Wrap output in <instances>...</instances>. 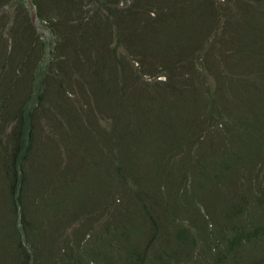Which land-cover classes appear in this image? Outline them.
<instances>
[{
  "label": "trees",
  "instance_id": "obj_1",
  "mask_svg": "<svg viewBox=\"0 0 264 264\" xmlns=\"http://www.w3.org/2000/svg\"><path fill=\"white\" fill-rule=\"evenodd\" d=\"M32 2L38 19L49 23L50 59L43 70L46 44L27 0H0V113L13 102L8 113L15 120L14 147L3 163L10 210L24 211L22 232L33 251L38 221L28 214L23 190L37 133L47 124L55 133H74L77 142L90 134L77 122L88 116L96 124L107 102L129 114L130 123L117 125L109 116L115 124L111 130L96 128V137L91 131L96 139L88 151H98L97 165L106 181H115L116 196L125 191L142 203L121 219L115 216L112 225L120 227L122 240L129 239L135 215L151 227V237L158 234L162 219L155 203L173 220L181 211L196 215V233L207 230L211 237L217 228L232 253L246 247L261 251L264 0H237L234 8L229 0ZM21 67L19 77L14 70ZM161 76L165 79H157ZM100 159L120 163L109 173ZM173 196L180 207L172 205ZM187 227L185 234L194 230L193 223ZM23 250L27 264L29 252ZM127 259L143 264L144 254L129 253ZM75 261L80 264L81 257Z\"/></svg>",
  "mask_w": 264,
  "mask_h": 264
},
{
  "label": "rangeland",
  "instance_id": "obj_2",
  "mask_svg": "<svg viewBox=\"0 0 264 264\" xmlns=\"http://www.w3.org/2000/svg\"><path fill=\"white\" fill-rule=\"evenodd\" d=\"M29 1L32 0H27L26 4L29 13L32 15L34 11L37 16L36 6L32 2L34 5L32 10ZM229 2L234 8L237 0H229ZM227 11L232 12L229 7ZM261 23L264 24V18L259 21V28L262 30L260 41L263 45L264 26H261ZM34 25L46 44L47 51L42 63L44 70L50 59L49 50L52 48L53 37L49 23L40 21L38 16ZM258 35L259 33L255 32L254 39L257 40ZM255 43L258 44L257 41ZM206 64L214 65L208 62ZM22 70L21 67L14 72L19 73L20 77ZM44 79L45 72H42L38 76L39 87L43 86ZM157 79L165 78L161 76ZM148 80L155 82L154 78ZM12 104V101L7 103V110L0 113V264H22L23 247L29 252L27 264H78L75 261L78 257H81L80 264H136L137 261L130 262L127 257L129 253L138 252L144 254L143 264H248L253 261L256 262L255 264H264V248L260 251L246 247L243 253H232L229 251L228 241L222 240L220 237L222 233L217 228L212 227L211 237L207 230L196 233L197 225H200L196 215L181 211L178 219L173 220L168 212L163 214L159 210L163 206L159 207L155 203L154 207L159 211L162 219L158 234L151 237V227L145 222H138L142 218L138 219L135 215L132 223L135 225L130 227L129 239L122 240L120 227L113 226V222L121 219L122 215L126 216L128 210L141 208L142 203L137 200L138 197L137 199L130 197L125 191L121 196H116L119 190L115 181H106L103 168L97 165L98 151L94 153V147L89 150L90 152L88 151L89 144H93L97 135L96 128L111 130L115 124L113 119L116 120L117 125L130 123L129 114L123 111L115 112L112 104L108 102L104 106L105 116L99 114L96 124H93V118H87L88 116L77 122L78 129L86 126L90 131L86 137L79 135L77 142L73 139L74 133L64 134L61 131L55 133V129L47 124L45 130H41V134L37 133L33 150L25 164L28 185L23 190L28 214H32L34 216L32 219L38 221V224L32 228L34 235H31L36 238L35 253L23 236L24 211L18 207L17 215H13L9 207V179L5 175L6 164L3 160L9 159L14 147L11 132L15 120L8 113L14 109ZM94 111L99 113L98 110ZM109 116L114 118L109 120ZM116 136L117 133L113 135L115 138ZM262 139L264 142V131H262ZM102 161L109 166L107 167L109 173L113 172L114 164L120 163V159H100V162ZM144 200L149 203L147 198ZM172 205L180 207L175 197ZM28 214L26 213L27 216ZM192 223L194 230L183 233L187 225ZM117 225L119 226L120 223ZM66 252V256L62 257L61 255Z\"/></svg>",
  "mask_w": 264,
  "mask_h": 264
},
{
  "label": "water",
  "instance_id": "obj_3",
  "mask_svg": "<svg viewBox=\"0 0 264 264\" xmlns=\"http://www.w3.org/2000/svg\"><path fill=\"white\" fill-rule=\"evenodd\" d=\"M29 4H30L31 7H34V5H33L32 2L29 1ZM32 21H33L34 24H35L36 21H37V16H36V14L34 13V11L32 12Z\"/></svg>",
  "mask_w": 264,
  "mask_h": 264
}]
</instances>
